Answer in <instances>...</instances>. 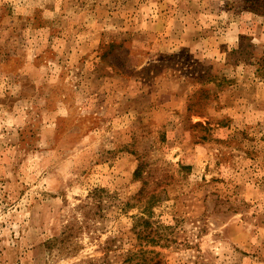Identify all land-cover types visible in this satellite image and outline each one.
<instances>
[{
    "label": "rangeland",
    "instance_id": "1",
    "mask_svg": "<svg viewBox=\"0 0 264 264\" xmlns=\"http://www.w3.org/2000/svg\"><path fill=\"white\" fill-rule=\"evenodd\" d=\"M249 4L0 0V264H264Z\"/></svg>",
    "mask_w": 264,
    "mask_h": 264
},
{
    "label": "trees",
    "instance_id": "2",
    "mask_svg": "<svg viewBox=\"0 0 264 264\" xmlns=\"http://www.w3.org/2000/svg\"><path fill=\"white\" fill-rule=\"evenodd\" d=\"M249 2L250 11L254 13H260L261 15L264 14V0H247ZM98 190H94V192Z\"/></svg>",
    "mask_w": 264,
    "mask_h": 264
}]
</instances>
